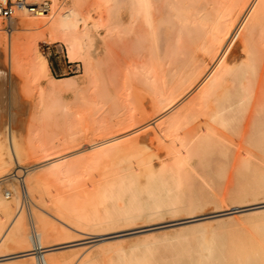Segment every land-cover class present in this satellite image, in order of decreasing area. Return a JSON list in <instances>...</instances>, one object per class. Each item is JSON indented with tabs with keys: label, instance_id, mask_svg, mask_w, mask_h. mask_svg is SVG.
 I'll use <instances>...</instances> for the list:
<instances>
[{
	"label": "bare ground",
	"instance_id": "6f19581e",
	"mask_svg": "<svg viewBox=\"0 0 264 264\" xmlns=\"http://www.w3.org/2000/svg\"><path fill=\"white\" fill-rule=\"evenodd\" d=\"M49 1L0 22V264H264V210L46 249L201 216L237 178L264 199V0ZM38 40L83 74L50 77Z\"/></svg>",
	"mask_w": 264,
	"mask_h": 264
},
{
	"label": "rangeland",
	"instance_id": "374dc122",
	"mask_svg": "<svg viewBox=\"0 0 264 264\" xmlns=\"http://www.w3.org/2000/svg\"><path fill=\"white\" fill-rule=\"evenodd\" d=\"M49 1V0H48ZM47 1V2H48ZM62 1V0H59ZM39 4L41 3V0H37ZM48 4H52L50 1ZM19 12H16L14 22L15 24L19 23L20 18L18 17ZM2 26L5 29L6 24L4 21H1ZM15 33H13L14 35ZM23 34V41L27 40L29 38H32L31 34L27 33H22ZM4 36L6 34H3ZM20 35V34H19ZM39 43V53L40 56L46 61L47 67L49 70V76L53 77L54 79L61 80L62 77H71V76H80L84 72V68L82 66V62L79 59H76L74 61H71L67 54L66 51L62 48V46L58 43H48L46 41H41L38 40ZM29 56V55H26ZM80 78V77H79ZM77 79V78H75ZM47 78H41L40 85L44 89H49V84L47 82ZM71 81H76V80H71ZM55 91L59 94L62 95L65 101L70 102L72 95L71 92H69V87H68V82L62 81L59 83H56L54 86ZM75 105H72L71 107H74ZM89 138L92 140L99 141V138H96L95 135H93L91 132H86L85 133ZM64 153V151L62 152ZM61 153V154H62ZM40 157H30V162L32 164L40 161ZM263 185V181H260L255 178H237L235 183L228 188L226 197L228 198V204L221 205L220 207H217L216 209L214 208V205H207L204 208V212L201 214V216L195 217V218H190V219H183L180 220L179 222H172V221H162L158 222L159 224H154L151 226H144L142 228H133L131 230H126V231H120V232H111L110 234L107 235H102V236H95L91 234H86L82 235L81 237H76L70 240L69 243L65 244H59V245H50L47 247V250H53L54 252H57L59 250H70V249H77L81 248L84 246H91L95 243L98 242H103V241H111L115 239H128L132 238L135 235H139L142 233H148L152 231H157L160 229H167V227L173 226V225H178V224H183V225H188V226H193L198 223L202 219L206 218H226L228 216H246L251 213H254L255 211H262L264 210V199L259 196V199L249 203V204H240L239 199L249 190L253 189H259ZM200 189L203 191V185H199ZM206 191V189H205ZM8 191H6V194ZM239 200V201H238ZM230 233L233 234V240L232 241H237V236H244L248 235L247 233L249 230L252 231V233L255 234L256 228H251V226H247L244 228H241V226L237 227H232L229 228ZM5 258L0 257V262L5 261Z\"/></svg>",
	"mask_w": 264,
	"mask_h": 264
},
{
	"label": "built area",
	"instance_id": "2783aa9c",
	"mask_svg": "<svg viewBox=\"0 0 264 264\" xmlns=\"http://www.w3.org/2000/svg\"><path fill=\"white\" fill-rule=\"evenodd\" d=\"M35 1L36 0H0V18L5 22H9L14 20V16L19 9L34 12V10L38 8H44V3H48L41 0V3L37 6V2Z\"/></svg>",
	"mask_w": 264,
	"mask_h": 264
}]
</instances>
